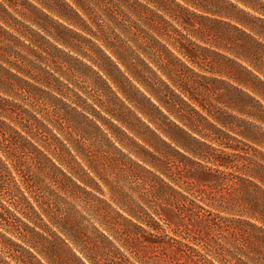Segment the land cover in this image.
<instances>
[{"label": "trees", "instance_id": "obj_1", "mask_svg": "<svg viewBox=\"0 0 264 264\" xmlns=\"http://www.w3.org/2000/svg\"><path fill=\"white\" fill-rule=\"evenodd\" d=\"M0 264H264V0H0Z\"/></svg>", "mask_w": 264, "mask_h": 264}, {"label": "rangeland", "instance_id": "obj_2", "mask_svg": "<svg viewBox=\"0 0 264 264\" xmlns=\"http://www.w3.org/2000/svg\"><path fill=\"white\" fill-rule=\"evenodd\" d=\"M215 51L222 53V54H226L229 55L227 53L222 52L221 50H217L214 49ZM230 56V55H229ZM228 66V64H227ZM208 66H205V68H207ZM194 71L199 75V81L202 84H207V86L211 87V85L216 86V88L219 90V92H221L223 90V88H225V86L221 85V84H213L212 82H210L207 79H202L200 78V76H206V77H211V78H216L219 80H224L230 84L236 85L233 80L229 79L226 75L224 74H220V73H212V72H208L207 70H202L199 69L197 67H194ZM214 98H216L215 96H213ZM221 108L225 109L227 112H231V110L224 108V106H221ZM234 113V112H233ZM218 179H219V183L216 184L215 189L216 191H219L220 193H229L231 195V197L233 199L236 200H240L243 197V192L246 190L245 187L240 186L237 184V180L235 179V177L233 175H227L225 173H219L217 174ZM233 181L234 183L230 182ZM103 198L108 200L109 199V194L107 192V190L105 188H103ZM197 200H199V198H196ZM205 209H209L212 210L213 212H215V208L211 207L210 205H207L203 202L200 203ZM224 215H228V214H224ZM228 216H234V217H240V218H246V215L240 213H234V214H229Z\"/></svg>", "mask_w": 264, "mask_h": 264}]
</instances>
